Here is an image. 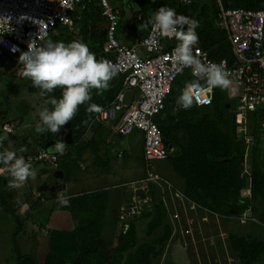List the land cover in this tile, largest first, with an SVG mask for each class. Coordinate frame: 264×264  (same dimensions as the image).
<instances>
[{"label":"trees","instance_id":"obj_1","mask_svg":"<svg viewBox=\"0 0 264 264\" xmlns=\"http://www.w3.org/2000/svg\"><path fill=\"white\" fill-rule=\"evenodd\" d=\"M221 1L225 8L257 9L264 0ZM168 7L199 21L198 45L209 49L213 58L231 56L230 45L224 41L226 31L217 24L219 13L217 0H192L190 4L170 0ZM89 8H92L93 12ZM74 22L80 25L78 31L72 30L62 34L60 31L66 27H59L57 30L60 33L50 39L65 43L81 40L89 46L98 59L106 41L105 20L100 8L94 3L89 4L84 9L81 19H76ZM177 43L174 39L173 44ZM187 79H189L187 74L177 79L166 101L165 110L156 118L164 140L169 147L174 148L166 161H171L172 169L185 179L186 199L202 209L222 216L230 215L232 211H240L241 207L238 205L240 201L246 210L249 205L252 206L254 199L264 197V173L258 163L253 161L252 197L249 201H243L240 198V191L249 182L248 177L244 175L243 167L245 148L237 141L236 118L225 117L224 113L229 112L225 108L228 103L225 101V94L218 88L214 103L209 107L213 114L221 112L220 119L208 116L197 119V113L201 110L196 109L194 104L187 110L179 108L176 104L177 97L188 83L183 84ZM123 81L124 76L118 73L110 81V87L102 97L92 98L89 104L112 102L121 90ZM51 95L59 98L61 90H54ZM88 106V104L81 105L76 116L69 121L74 141L71 144H65L66 148L81 143L88 125L94 120L96 112H89ZM261 112L262 115L254 113L250 116L259 122L260 127L264 120V109ZM56 134L49 133L42 138L40 148H47L46 144L53 140ZM65 160L64 155L59 154L60 169L64 168ZM8 183L6 176H0V204L6 212L15 217L17 222L13 241L18 264H152L163 255L164 246L172 236V228L165 224L167 210L160 202L154 213L146 215L149 218L147 234L152 236L159 228L164 227L163 235L156 236L152 241L138 244L136 224L131 221L126 230L121 231L116 238L105 239L103 228L107 217L109 194L106 190H100L70 197L67 206H58L69 210L72 214L76 248L79 252L78 260L75 263H68L63 257L49 253L44 263H40L33 257L23 254L18 244L17 237L23 230L24 224L18 215L19 207L16 205L14 191L8 187ZM118 213H120L119 209L111 211L110 216L114 222L119 220ZM229 246L236 264H255L264 258L263 240L232 234L229 236Z\"/></svg>","mask_w":264,"mask_h":264},{"label":"built area","instance_id":"obj_2","mask_svg":"<svg viewBox=\"0 0 264 264\" xmlns=\"http://www.w3.org/2000/svg\"><path fill=\"white\" fill-rule=\"evenodd\" d=\"M178 1L183 4L192 2ZM217 2V22L226 31L224 41L230 45L232 54L230 57L213 58L209 49H204L198 44L196 49L199 50L198 54L202 60L217 64L223 61L233 74L231 78L238 92L235 113L244 119L254 113L262 115L264 1L257 9L225 8L221 0ZM91 3L100 8L106 26V41L98 60L112 61L120 68L119 74L124 76L122 88L115 99L108 104L99 105L101 110L96 112L95 119L102 124H112L115 133L122 137L141 131L144 159L147 167L154 169L155 163L166 161L173 151L164 140L156 118L165 110L166 101L177 79L183 74L189 76L186 83L195 79L190 68H184L182 72L177 71L171 59L176 47L173 44L174 38H160L157 32L148 30L145 35L136 37L132 42L123 41L119 36L120 9L112 6L110 0H0V49L18 60L20 53L27 50L32 40H37L39 45L43 40L50 39L59 27H72L74 21L82 17L83 11L80 12L79 8L85 9ZM13 46L18 49L15 53L10 50ZM18 65L23 74V65L19 61ZM217 89L201 93L196 97L195 104L211 106ZM209 100L210 103L205 102ZM261 125L264 127V120ZM3 130L10 132L11 127L4 124ZM123 154L124 151L119 152L120 157ZM18 155H23L26 160L30 159L33 167L46 164L54 168L58 165L59 154L52 155L47 152V148ZM4 174L7 173L0 169V175ZM150 177L151 180L160 179L159 176ZM140 184L143 185L138 187ZM132 185L136 186L135 191L149 188V184H145L144 180ZM136 195L132 194L120 207V211L130 222L142 214ZM240 195L246 201L251 200V177L248 186L241 189ZM35 197L41 201L45 200L41 191H37ZM249 208L251 209V206Z\"/></svg>","mask_w":264,"mask_h":264},{"label":"rangeland","instance_id":"obj_3","mask_svg":"<svg viewBox=\"0 0 264 264\" xmlns=\"http://www.w3.org/2000/svg\"><path fill=\"white\" fill-rule=\"evenodd\" d=\"M169 1L110 0L112 6L120 9L121 24L119 31L123 37L129 40L145 34L147 29H144L143 25L148 17L160 7H168ZM94 8L97 9V7ZM91 9L89 8V10ZM79 11L82 12L84 9L80 7ZM91 11L93 12V10ZM139 17H142V21H138ZM78 29H80V25L78 22H75L72 27L64 28L60 32L65 34L72 30L78 31ZM60 32L56 30L52 37H55ZM18 68L11 73V75H14L13 85L11 86H9L10 79H6L7 75L5 77L3 75L1 93L7 92V102H11V99L13 100L14 98L15 100L17 99L21 112L29 113V130L33 132L36 124L39 122V112L45 106L51 108V105H45L44 101L46 98L40 96V89L33 87L30 79L23 76L20 71V65ZM0 73L2 74V72ZM181 80L183 79L181 78ZM227 99L225 101H228ZM10 102L7 106L10 105ZM200 110L197 113V119L204 116L220 119L221 112L213 114L210 108ZM224 114L226 118H236L237 141L243 144L245 148L244 175L250 179L253 161L258 163L264 173V127L262 125L260 127L259 122L251 117L244 119L234 113L225 112ZM20 121L22 123L23 118L13 122L20 123ZM98 127L103 143L98 151L92 154L88 153V148H90L88 138L75 146V154L71 153L70 148L67 146L63 155L66 159L64 161L66 180L71 182V184H75L79 180L76 174L77 171L84 172L88 177L92 175L93 177H99L100 183L123 185V187L125 186L124 183H131L128 187L114 190V193H117L122 189V199L119 197V201L116 202L114 208L109 211L107 210L105 239L113 240L121 231L126 230L130 221L120 211V207L132 194H137V202L142 214L133 221L136 224L140 220L137 223L139 244L148 242L151 239L153 240L154 237L164 234V227L159 228L152 236L147 234V222L149 218L146 215L154 213L160 202L164 203L167 208L165 224L167 223L172 228V236L164 246L163 255L152 264H166L169 262L173 264H236L232 258V250L229 246L230 235L234 234L264 241V197L254 199L252 206L249 205L252 208L248 207V210H244V204L238 201V205L241 207L240 211H232V214L223 216L204 209H198L195 212V210H191V207L182 206V204L178 206V197L175 192H171V185L166 180L168 179V171L172 170L171 161L157 162L154 164V169L153 167H147L143 155V133L141 131H136L122 137L116 136L110 127L103 128L99 125ZM48 133H37V136L42 140ZM110 138L113 141L115 138L117 139V149L115 148L116 146L114 147L113 144L108 142ZM119 150L125 151L123 157L118 156ZM40 165L39 168L45 166L51 170L49 165ZM84 174L81 175L84 176ZM150 174L154 177L159 176L160 179L151 180ZM142 180L145 181V184H149V188L135 191L134 188L136 186L132 185V183ZM146 180H149V182H146ZM92 184L94 183H81V185L76 184L74 187L91 186ZM141 185L143 184L138 185V187ZM172 186L175 187L174 189L179 188L181 190L184 189L185 184L180 181L179 185L174 184ZM64 195H66L65 192L61 191L57 197L62 199ZM171 197L176 199V201L172 200ZM59 205H61L60 202ZM114 209H119L120 211L117 222H114L110 216L111 211ZM19 217L24 225V222L29 220L26 212L19 215ZM16 227L17 222L15 217L6 212L0 204V264H18L13 241ZM255 264H264V258L255 262Z\"/></svg>","mask_w":264,"mask_h":264},{"label":"clouds","instance_id":"obj_4","mask_svg":"<svg viewBox=\"0 0 264 264\" xmlns=\"http://www.w3.org/2000/svg\"><path fill=\"white\" fill-rule=\"evenodd\" d=\"M143 27L157 32L160 38H174L178 43L171 59L177 71L190 68L195 77L177 97L176 104L179 108L190 109L197 96L204 91L211 92L214 88L230 90L235 94L236 88L231 78L233 74L226 68L225 63L206 62L199 56V50L196 49L199 42L198 20L164 6L152 12ZM10 50L13 53L18 51L15 46ZM18 61L23 65L24 77L30 79L33 87L40 89L41 97H47L45 105H51V108L45 106L39 112L36 133H58L65 124L73 120L81 105L88 104L89 112H99L101 109L98 105L89 104L93 90H96L97 95L107 91L110 81L120 71L112 61L98 60L95 53L81 40L65 43L47 39L39 45L37 40H32L27 50L20 53ZM55 89L61 90L59 98L51 95ZM4 139L7 137L0 138V149H3L0 150V165L9 166L11 179L8 187L16 188L28 179H34L36 171L30 159L26 160L23 155L3 148ZM64 150L65 143L61 139L48 148L47 152L62 155ZM23 151L21 148L20 152ZM60 204L67 206L68 200L61 199Z\"/></svg>","mask_w":264,"mask_h":264},{"label":"crops","instance_id":"obj_5","mask_svg":"<svg viewBox=\"0 0 264 264\" xmlns=\"http://www.w3.org/2000/svg\"><path fill=\"white\" fill-rule=\"evenodd\" d=\"M139 20L142 21V17H139L138 21ZM120 24H121V19H120ZM147 31L148 29L145 31V34L147 33ZM119 36L123 41H126V42H132L136 37H138L136 36L133 39L129 40L128 38L123 37L120 31H119ZM139 36H142V35H139ZM0 51H3V50L0 49ZM18 67L19 65H17L15 68L10 69V71H7L5 67H0V72H2V74L0 73V122H2L0 123V138L7 137V139L3 140V148H6L11 151H15L17 154H23V153H29V152H34L38 150L41 147L40 145L41 140L37 136L35 129H33L34 130L33 132L29 130L30 129L29 127L30 124L28 121L29 113L21 112V107L17 99L15 100L14 98L13 100L11 99V102L10 101L7 102L6 101L7 92L1 93V87L3 84V78H2L3 75L4 77L7 75L6 79L8 80L10 79L9 86L13 85L12 81L14 80V77H13L14 75H11V73L14 72L13 70L19 69ZM15 79H19V78H15ZM183 84L184 85L186 84L185 80ZM221 91H223V93L225 94V98L226 99L228 98L227 99L228 103L225 105L226 110H228L229 112L231 111L232 113L236 114L235 113V109L237 107V96L236 95L238 92L236 91L235 94H233L230 90H221ZM104 93L105 91L102 92V94L97 95L96 90L94 89L92 93V98L93 99L101 98ZM9 102H10V105L7 106ZM99 105H105V104L101 103V104H98V106ZM194 105H195V108L198 110L210 107V106H199V105H196L195 103ZM250 116L251 115H249L248 117ZM20 118H23L22 123L21 121L20 123L13 122ZM4 124H7L11 127L10 132H6L3 130ZM98 125L103 128L110 127L113 129L112 124L110 123L102 124L98 122L94 117V120L88 125L87 131L82 139L83 141L84 139L89 138L90 148H88L89 152L87 151L89 154H92L93 152L98 151L101 145L103 144L101 141V137L99 135L100 129ZM70 129H71V126H70ZM182 132L183 131H181V133ZM114 134L116 136H119L115 133V131H114ZM108 142L110 144H113L114 147L116 146L115 148L117 149L118 142L116 138L114 141L110 138ZM77 145L78 143L76 144V146ZM21 148L24 149L23 152H20ZM74 148L75 146L70 148L71 153L73 154H75ZM0 150H3V149H0ZM65 150H66V146H65ZM120 151H123V150L118 151L117 153L118 156H119ZM124 154H125V151H124ZM40 166L41 165H36L34 167L36 171V176L34 179L30 178L24 183L20 184L19 187L12 188L14 191L15 201L17 203L16 205H18L19 207L18 214L22 215L26 212L29 216V220L24 222L25 225L23 227V230L17 237L18 244L23 254L33 257L35 260H37L40 263H44L49 253H55L63 257L68 263H75L78 260L79 252H78V249L76 248V237L74 233V222H73L72 214L69 210L58 207L61 198L57 197V195L59 196L61 191L57 192V194L53 196L51 193H45L41 189L42 185L46 181H50L52 179V174L56 170H62L65 175V180L61 181L60 183H64L66 185V188L62 190L63 192H65L66 195H64L62 199L68 200L70 197H74L77 195L93 193V192L100 191V190H106L109 194V200H108V211H109L112 208H114V205L116 204V202L119 201V197H121L122 199V189H120V191H118L117 193H114V190L118 188L128 187L131 183L130 182L129 183L126 182V184L124 183L125 185L124 187L123 185L118 186V185H111L109 183H100L99 177H96V176L93 177V175L88 177V175L84 174V172L77 171L76 174L79 180L75 184H71V182H68L66 180V167L60 169L59 165H57V167H54V168L50 166L51 170H49L45 166H43L42 168H39ZM0 169L4 170V172L7 173V174L0 175V176H6L8 180H10L11 176H10V172L7 169V166L0 165ZM81 174H84V176ZM166 180L171 185L170 186L171 192H175L178 197V200H179L178 206L182 204V206L191 207V210H195V212H197L198 209H202L198 205L194 204L192 201L186 199L185 194H184L185 186H184V189H181V190L179 188L174 189L175 187H173L172 185L174 184L179 185L180 181H182L183 184H185L184 183L185 179L181 177L174 169H172L171 171H168V179ZM90 182L94 184H92L91 186H83V187L80 186L78 188L74 187L76 184L81 185V183H90ZM37 191L42 192L45 198L44 201H41L40 199H37L35 197V193ZM171 198L172 200L176 201V199H173V197ZM240 198H241V195H240ZM241 199L243 201H246V199H243V198ZM138 221L136 222V228H137ZM105 227H106V223L104 224V228H103L104 236L106 232ZM149 241H152V239Z\"/></svg>","mask_w":264,"mask_h":264},{"label":"water","instance_id":"obj_6","mask_svg":"<svg viewBox=\"0 0 264 264\" xmlns=\"http://www.w3.org/2000/svg\"><path fill=\"white\" fill-rule=\"evenodd\" d=\"M18 65V60L12 57L6 51H0V67H5L7 71L10 69L15 68ZM70 122L65 124L60 131L56 134L55 138L51 140L49 143L46 144L47 149L50 148L56 141L63 139V142L66 144L73 143V134L72 130L70 129ZM65 180V175L62 170H56L52 174V179L50 181H46L41 189L45 193H51L53 196L57 194V192L62 191L66 188L64 183H60L61 181Z\"/></svg>","mask_w":264,"mask_h":264}]
</instances>
